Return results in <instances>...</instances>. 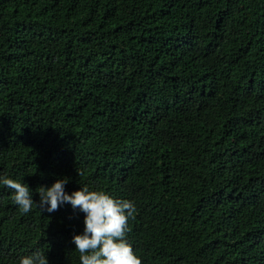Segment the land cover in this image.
<instances>
[{"label":"trees","instance_id":"16d2710c","mask_svg":"<svg viewBox=\"0 0 264 264\" xmlns=\"http://www.w3.org/2000/svg\"><path fill=\"white\" fill-rule=\"evenodd\" d=\"M134 202L142 264H264V0H0V177ZM0 183V264H80L84 213Z\"/></svg>","mask_w":264,"mask_h":264},{"label":"clouds","instance_id":"9594fccd","mask_svg":"<svg viewBox=\"0 0 264 264\" xmlns=\"http://www.w3.org/2000/svg\"><path fill=\"white\" fill-rule=\"evenodd\" d=\"M0 183L13 192V202L24 214L33 208L49 213L55 212L65 203L84 213L82 234L73 235L75 250L80 254V264H142L127 240L129 220L134 219V202L113 198L107 192L90 190L81 186L70 195L65 192L68 178H58L50 186H40L36 191L39 202L32 198V191L21 181L7 176ZM19 264H48L45 252H34L19 258Z\"/></svg>","mask_w":264,"mask_h":264}]
</instances>
